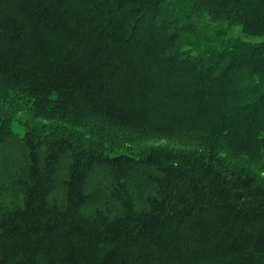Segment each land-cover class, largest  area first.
Here are the masks:
<instances>
[{"label":"trees","instance_id":"1","mask_svg":"<svg viewBox=\"0 0 264 264\" xmlns=\"http://www.w3.org/2000/svg\"><path fill=\"white\" fill-rule=\"evenodd\" d=\"M5 96L0 264H264V0H0Z\"/></svg>","mask_w":264,"mask_h":264},{"label":"rangeland","instance_id":"2","mask_svg":"<svg viewBox=\"0 0 264 264\" xmlns=\"http://www.w3.org/2000/svg\"><path fill=\"white\" fill-rule=\"evenodd\" d=\"M253 41H258L260 40L259 38H253L251 39ZM14 100L10 101V98L5 96L3 98V101L0 105L2 110H6V112L12 113L13 114V122H12V128L13 130L19 135L22 136L24 134L25 131V126L22 123L24 120H28L30 118L29 114L23 110L20 111H15L12 108V104H13ZM140 145H145V146H151V145H168V146H172V147H181L182 145H179L178 143H174L170 140L167 139H158V138H154V139H149L143 142L139 143ZM130 146H134V145H130ZM8 188V187H6ZM4 188V186L2 185V187H0V208L1 209H10L15 207V205L18 204L17 199H12L10 200V196H12V194L10 193V190Z\"/></svg>","mask_w":264,"mask_h":264}]
</instances>
